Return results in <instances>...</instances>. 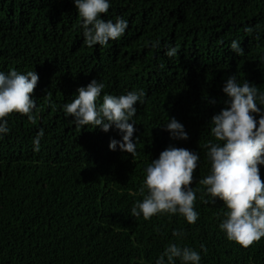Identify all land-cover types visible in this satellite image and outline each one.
<instances>
[{"label": "trees", "instance_id": "16d2710c", "mask_svg": "<svg viewBox=\"0 0 264 264\" xmlns=\"http://www.w3.org/2000/svg\"><path fill=\"white\" fill-rule=\"evenodd\" d=\"M101 15L129 27L118 40L88 47L73 0H0V71L39 75L35 122L11 113L0 139V264H154L178 240L173 230H183L178 242L200 252L201 264H264V237L247 248L228 240L219 228L227 209L219 199L205 203L196 183L209 171L204 145L214 140L211 117L225 106L227 77L264 91V0H111ZM166 45L178 54L167 57ZM93 79L110 94L144 90L143 105H135V157L109 149L122 139L115 128H77L65 116L63 105ZM168 117L185 126L187 140L170 139L161 126ZM169 144L200 153L195 224L179 215L130 216L145 167ZM260 175L264 181V167Z\"/></svg>", "mask_w": 264, "mask_h": 264}, {"label": "clouds", "instance_id": "9594fccd", "mask_svg": "<svg viewBox=\"0 0 264 264\" xmlns=\"http://www.w3.org/2000/svg\"><path fill=\"white\" fill-rule=\"evenodd\" d=\"M73 3L80 18L84 44L88 47L105 46L110 40H118L129 27L128 20L120 16L114 20L102 18L101 14L109 11L111 0H73ZM165 47L167 57L178 54L176 47ZM230 49L237 56L244 52L238 40L231 41ZM38 81L35 70L0 71V139L9 132L6 118L11 113H19L35 122L37 103L32 94ZM104 88V83L97 79L79 87L78 95L63 105V112L67 118H72L77 128L91 125L104 132L115 128L122 139H111L109 149L115 151L119 147L135 157L139 139L134 138V117L138 111L135 105H143L145 92L133 89L110 94L103 92ZM222 91L226 96L225 106L211 117L209 132L214 140L204 145L209 171L196 183L204 187V194L208 196L205 203L215 204L219 199L227 209L219 223L226 238L247 248L264 237V181L260 175L264 167V91L247 79H239L237 74L227 77ZM208 102L216 103L215 99ZM161 126L172 140L189 138L185 126L174 117H168ZM44 135L41 128L32 140L33 151L40 150ZM199 162V151L169 144L145 167L139 189L142 199L134 203L130 216L148 220L157 215H179L188 224H195L199 219L195 208L198 189L191 184ZM172 236L179 240L184 232L173 230ZM178 240L169 241L154 264H176L177 260L179 264H201V253ZM200 249L207 251L203 244Z\"/></svg>", "mask_w": 264, "mask_h": 264}]
</instances>
